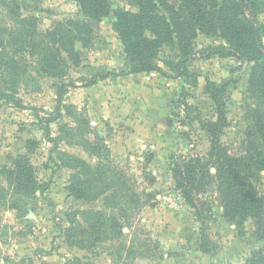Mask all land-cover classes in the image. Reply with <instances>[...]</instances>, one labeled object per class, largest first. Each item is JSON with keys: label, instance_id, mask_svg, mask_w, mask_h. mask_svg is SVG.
Here are the masks:
<instances>
[{"label": "rangeland", "instance_id": "374dc122", "mask_svg": "<svg viewBox=\"0 0 264 264\" xmlns=\"http://www.w3.org/2000/svg\"><path fill=\"white\" fill-rule=\"evenodd\" d=\"M18 1L23 18L38 19L37 42L55 20L86 19L94 34L90 48L77 43L82 63L72 66L64 78L48 76L34 64L36 57L30 59L28 54L21 70H0V91L15 99L0 98V193L9 189L13 192L1 170L13 166L21 154L29 156L43 188V192L42 188L35 192L34 201L30 200L28 208L22 211L9 206L16 196L0 198V264H67L74 256L87 257L93 264H116L111 246H118L121 241L145 253L134 260L135 264H247L255 252L264 253V236L259 234L255 220L249 217L243 224L227 220L214 184L198 201L200 209L205 208L201 203L204 200L211 207L199 219L170 173L173 155L178 157L193 150L206 154L210 150V140L199 118H216L217 103L212 93L223 104L228 119L222 141L231 156L252 152L250 133L264 152L263 133H259L260 138L257 133V124L261 119L264 122V98L250 86L253 62L217 53L212 47L230 46L226 38L219 32L207 35L199 31L192 40L193 52L188 58L184 59L175 39L160 50L163 73H136L140 76L127 82L129 78L124 76L129 61L114 29V11L123 8L137 12L129 0H109L112 12L101 20L85 16L75 0ZM250 1L244 0L247 14L264 30V11L255 10ZM168 2L180 4V0ZM4 14L6 9L0 6V26L9 23ZM103 75L105 79H101ZM95 78L98 88H93L96 89L93 98L86 88L96 84L89 83ZM126 82H133L135 89H126ZM207 86L212 93L206 91ZM96 92L110 96L115 106L106 109L107 101H95ZM68 104L75 105L72 112L66 110ZM102 108L104 113L99 112ZM102 114L110 115L112 121ZM72 127L89 130L90 139L99 133L106 139L115 164L137 180L138 191L153 192L152 205H144L130 221L122 219L120 238L95 242L93 228L88 227L94 220L75 214L76 209L99 210L120 217L119 211L107 201L109 195L89 200L70 194L68 186L73 170L61 162L60 152L92 165L98 162L88 151L87 134L85 138L67 136ZM58 136L63 138L57 140ZM252 182L264 198V169L255 170ZM142 198L145 201L149 197ZM183 209L188 213H183ZM182 220L184 225L180 228ZM76 222L87 224L84 234L87 248L67 240L66 231L76 227ZM189 224L198 231L195 243L182 242L188 231L192 235ZM169 238L178 241L170 244ZM221 254L226 258H221ZM177 255L180 257L172 259Z\"/></svg>", "mask_w": 264, "mask_h": 264}, {"label": "trees", "instance_id": "16d2710c", "mask_svg": "<svg viewBox=\"0 0 264 264\" xmlns=\"http://www.w3.org/2000/svg\"><path fill=\"white\" fill-rule=\"evenodd\" d=\"M75 1L81 5L85 16L92 20H101L112 12L109 0ZM129 1L137 7V12L123 8L114 11L116 17L114 29L121 39L129 61L127 73H163L159 58L164 44L177 39L179 49L186 59L192 55V40L199 31L207 35L219 32L230 46L216 45L212 48L219 54L234 55L253 62L250 86L264 98V30L248 16L244 0H180L178 6L169 4L168 0ZM250 2L252 3L250 6L255 10L264 11V0ZM0 6L6 9L4 16L9 21L5 26H0V70L11 72L21 70L22 62L28 54L30 59L36 57L34 64L41 67V71L48 76L64 78L72 66H79L82 63V52L77 48V43H81L85 49L93 44L94 29L86 19L55 20L43 39L37 42L36 16L23 18L18 0H0ZM30 65H33L32 61ZM105 78V75L101 77ZM97 81L95 78L89 83L94 84ZM214 85L217 86L215 83ZM206 91L212 93V88L207 86ZM211 96L217 103L216 118H199L210 140V150L206 154L193 150L189 154L172 156L171 173L175 186L188 205L195 210V215L202 219L204 212L211 211V207L204 200L201 202L205 207L202 210L198 207V201L204 198L207 189L214 184L220 205L223 207V216L231 222L237 221L238 224H243L251 217L255 220L259 234L262 233L264 236V198L252 182L255 170L264 169V152L256 144L253 138L255 135L250 133L252 152L249 151L247 155L231 156L222 141L228 119L217 95L212 93ZM0 98L15 100L4 91H0ZM66 108L72 112L75 105L68 104ZM89 132L72 127L66 134L73 138L77 135L84 137L87 134V139L84 137L85 142L90 155L97 158V164H89L82 158L65 152H60L62 155L60 160L73 170L68 186L71 195L89 200L109 195L107 201L119 211L120 217L99 210L76 209L75 214L90 216L91 220H94L95 223L92 221L88 227L93 228L95 242L114 240L123 236L122 219L130 221L144 205H152L154 195L153 192L144 191L146 195L139 192L137 180L127 170L115 164L106 139L99 133L90 139ZM257 133H263L261 138L264 143L263 119L257 124ZM57 138L59 140L63 137ZM79 145L86 146L85 143ZM1 176L13 192L11 193L10 189L5 190L4 193H0V198L6 200L8 195L16 196L9 204L13 209L22 211L28 208L30 200L35 199V192L42 188L36 178L35 168L26 154L19 155L13 166L2 169ZM1 186L7 189L5 185ZM41 191L43 192V188ZM143 195L149 198L144 201ZM76 224V227L71 226L67 229V240L87 248L88 243L84 235L85 229L88 228L87 224L83 225L84 222ZM111 247L117 260L116 264H135L134 260L145 254L141 253L139 248L128 246L124 241L118 246ZM202 250L207 249L203 246ZM67 264L93 262L87 257L74 256L67 260ZM247 264H264L263 251L255 252Z\"/></svg>", "mask_w": 264, "mask_h": 264}, {"label": "crops", "instance_id": "0c3cea01", "mask_svg": "<svg viewBox=\"0 0 264 264\" xmlns=\"http://www.w3.org/2000/svg\"><path fill=\"white\" fill-rule=\"evenodd\" d=\"M133 76H140L139 74L138 75H136V74H129V73H127V72H125V78H129V79H127V82H129V81H131L132 80V78H133ZM141 76H142V74H141ZM137 78V77H136ZM115 81H118V82H122L121 80H119V79H116ZM123 82H125V80L123 79ZM127 82H126V84H127ZM93 88H98V83H96V84H94L93 86H91V87H87L86 89H89V90H91V92H92V96H94L93 98H95V95H94V91L93 90H96V89H93ZM126 89H135V85H134V83L132 82L131 84H127V86H126ZM99 91V90H98ZM96 95H98V97L95 99V101H107V103H108V108H106V109H111V108H113L115 105H114V102H111V99H110V96H108L107 94H97V92H96ZM91 96V97H92ZM93 101V100H92ZM104 110V108H102V110L100 109V111L99 112H102ZM102 113H104V112H102ZM95 115H98L97 113L95 114ZM103 118H105V119H109L110 121H112V118H111V116L110 115H108V116H105V114H102L101 115ZM115 116V115H114ZM116 117H114V119H115ZM171 173V172H170ZM171 177H172V173H171ZM182 212L183 213H188V211L187 210H182ZM186 215V214H185ZM184 218H185V220H187L188 219V216L186 215V216H184ZM187 222V221H186ZM179 225H181V227L180 228H183V225H184V222H183V220L181 221V222H179ZM189 226V229L192 231V235H191V232L190 231H188L187 232V236L186 237H184L185 239L182 241V242H191V243H195L194 241L197 239V235H198V231L196 232V230H197V228L195 227V228H193L192 229V226L189 224L188 225ZM175 241H178V238H169V240H168V242L171 244V242H175ZM164 246V245H163ZM169 246V245H168ZM162 247V246H161ZM163 250V249H162ZM168 255V254H167ZM221 258H226V256L224 255V254H221V255H219ZM167 257H170V255H168ZM173 258L172 259H174V260H176L177 258H179L180 256L179 255H177V256H172ZM175 257V258H174Z\"/></svg>", "mask_w": 264, "mask_h": 264}]
</instances>
